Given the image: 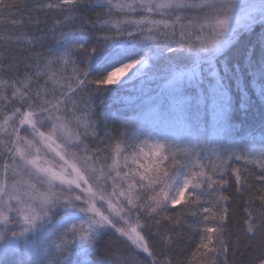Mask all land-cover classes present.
I'll return each instance as SVG.
<instances>
[{
  "label": "snow or ice",
  "instance_id": "obj_1",
  "mask_svg": "<svg viewBox=\"0 0 264 264\" xmlns=\"http://www.w3.org/2000/svg\"><path fill=\"white\" fill-rule=\"evenodd\" d=\"M186 216L198 242L179 261L160 226ZM109 232L124 246L102 251ZM241 250L264 264V0H0V264Z\"/></svg>",
  "mask_w": 264,
  "mask_h": 264
},
{
  "label": "trees",
  "instance_id": "obj_2",
  "mask_svg": "<svg viewBox=\"0 0 264 264\" xmlns=\"http://www.w3.org/2000/svg\"><path fill=\"white\" fill-rule=\"evenodd\" d=\"M25 0H17V3L23 4ZM14 14L18 15V13H15V10H13ZM5 19H7L8 14L5 13ZM94 18V14H90ZM43 20V17L41 18ZM49 26L51 25V20L48 21ZM7 27V25H5ZM41 27H44V24H41ZM261 31L260 27L257 26L255 29V33L259 34ZM245 35L241 37V40L238 41L233 47L239 50V58H244V49L246 45H250L252 43H255L257 39V35ZM232 54L231 52L229 53ZM87 95V94H85ZM252 99L254 101L258 102V98L255 97V95L252 96ZM237 108L239 109V105H237ZM246 109H239V113H243ZM99 119H104V115L102 114ZM239 115L237 117L236 122H239ZM104 123L107 124L108 128L112 127V123L110 120H104ZM101 132H103V125L101 126ZM226 195H231V200L229 201V222H228V228L231 230L233 237L236 236V234L239 231V226L242 223V220L244 218L243 214V208L246 206L244 203V199L236 192L235 185H232L230 188V192H226ZM175 210H170V214H173ZM186 223L182 226L175 227L171 225H167V222H163L161 227V230H168L173 235V244L171 247V250L169 254L176 258L179 261H183L186 257H188L189 253L194 249L196 243L198 242V233L196 231V217H185ZM155 227L153 228V232H155ZM112 243L119 245L120 247H123L122 238L121 240H117L111 232L108 233V235H105L103 240L100 243V247L103 251V246L105 244ZM165 251H168L165 249ZM249 256L247 252H244L241 250L240 253L236 255H230L229 256V262L230 264H248Z\"/></svg>",
  "mask_w": 264,
  "mask_h": 264
},
{
  "label": "rangeland",
  "instance_id": "obj_3",
  "mask_svg": "<svg viewBox=\"0 0 264 264\" xmlns=\"http://www.w3.org/2000/svg\"><path fill=\"white\" fill-rule=\"evenodd\" d=\"M127 75H131V72L127 73ZM123 78H124V79H126V78H127V76H124Z\"/></svg>",
  "mask_w": 264,
  "mask_h": 264
}]
</instances>
